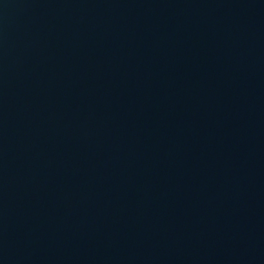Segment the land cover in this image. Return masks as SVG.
<instances>
[{
	"label": "water",
	"instance_id": "water-1",
	"mask_svg": "<svg viewBox=\"0 0 264 264\" xmlns=\"http://www.w3.org/2000/svg\"><path fill=\"white\" fill-rule=\"evenodd\" d=\"M0 264H264V0H0Z\"/></svg>",
	"mask_w": 264,
	"mask_h": 264
}]
</instances>
